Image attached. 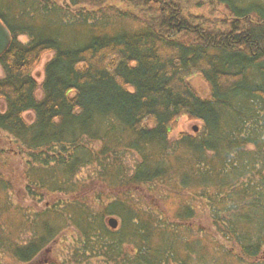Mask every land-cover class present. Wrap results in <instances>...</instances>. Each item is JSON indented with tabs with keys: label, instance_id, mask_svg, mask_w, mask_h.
<instances>
[{
	"label": "trees",
	"instance_id": "16d2710c",
	"mask_svg": "<svg viewBox=\"0 0 264 264\" xmlns=\"http://www.w3.org/2000/svg\"><path fill=\"white\" fill-rule=\"evenodd\" d=\"M219 2L218 25L185 0H0L13 38L0 129L22 152L26 193L51 197L32 214L0 200V250L31 262L74 228L72 264H264V1ZM184 117L202 127L173 141ZM98 162L119 194L90 202L74 178ZM12 188L0 171V194ZM201 209L214 229L196 223Z\"/></svg>",
	"mask_w": 264,
	"mask_h": 264
},
{
	"label": "rangeland",
	"instance_id": "374dc122",
	"mask_svg": "<svg viewBox=\"0 0 264 264\" xmlns=\"http://www.w3.org/2000/svg\"><path fill=\"white\" fill-rule=\"evenodd\" d=\"M238 1L247 3L244 0H238ZM253 1L254 0H252V2ZM215 3L216 2L212 3V5L209 4L204 7L203 5L200 7L192 6L189 12L190 13L192 12L193 15L199 14L209 17L219 25L222 22L228 20L229 13L224 5L219 4L220 2L217 4ZM50 56H52V54L46 55L43 58L38 69L35 71V76L38 82H41L44 78V66ZM3 75H4V71L0 65V76ZM192 83L195 86V88L198 89L201 95L205 97L210 96L211 89L205 80L198 77V78H194ZM0 106L4 108L5 104L0 102ZM27 117L31 119L33 118L32 114H27ZM196 127L198 128V130H195ZM201 127H202L201 122L191 121L188 120L186 117H184L180 120V125L176 133L172 137H175L176 139V137L182 131L197 133L198 131H200ZM12 138L13 137H11L7 132L0 129V150H1L0 159L2 162L0 163V171H2L3 176L6 179L10 180L13 185L12 189L4 190L3 193L0 194V200L2 203L5 202L6 204H8L12 211H14V208L20 209L21 207V210L25 209L26 211L29 212V214H32L33 211L35 212L41 211L43 209V206L49 201H51L50 199L51 197H47L46 199L43 200L40 199L37 200L36 198H32L26 193L24 189L25 179L23 174V168H24L23 155L22 152L20 151V148L15 144L16 142ZM91 144L93 145V147L97 149H100L102 147L101 142L93 141L91 142ZM133 154L138 158V155L135 153H127L124 155L125 161L124 160L123 161L125 163H127V159L129 161V163L127 164L124 163L126 165L127 170H128V164L132 166V164L136 161L135 156ZM107 159L112 161L114 157ZM100 166L102 165L99 162L95 163L94 165H89L87 167L84 166V168L80 171L78 178L77 177L74 178L75 181H78L79 183L82 182L84 186H86L85 191L82 193V195L85 196V198L90 202L104 200V199L106 200L110 198L113 193L119 194L118 190L116 189L112 190L107 185H105L104 181L102 183L99 181L100 175L103 178L104 175L109 174V172H106ZM142 192L143 194L146 193L144 191ZM138 193H141V191H139ZM149 195L154 197L153 200H149L151 201L150 203H153L154 205L161 207V204L157 201L158 199L155 200L154 194H149ZM61 196L63 199L64 196L63 195ZM71 197H73L74 200L80 198L78 196H71V195H69V197L65 196L64 198L71 199ZM155 201L159 204H155ZM173 201L177 204L181 202L177 197L170 199L167 202L170 208L174 206L172 204ZM98 206L99 204H97V207ZM198 206L200 207L201 205ZM200 208H203V205ZM202 210L203 209L200 210L201 212L199 213L196 219V223L200 224L202 227H205L207 229H211V230L214 229L212 222L209 220L205 211ZM119 224L120 222H118V226ZM3 226L5 227L6 233L8 231L16 233L15 225L12 224L13 228H11L7 226L5 223H3ZM74 231H75L74 228H67L66 230H64L62 233L59 234V236H57L53 241H51L50 244L44 247L40 251V253L36 256V258L31 262H19L12 255V252L8 250H0V264H72V262L68 259H70V256L75 247ZM28 236L31 237V234L29 232L27 234H24V237H28ZM22 240L23 239L17 240L15 244H23L24 242H22ZM262 256L264 258V253ZM90 264H102V263H99L98 261L97 262L94 261L93 263Z\"/></svg>",
	"mask_w": 264,
	"mask_h": 264
},
{
	"label": "water",
	"instance_id": "95a60500",
	"mask_svg": "<svg viewBox=\"0 0 264 264\" xmlns=\"http://www.w3.org/2000/svg\"><path fill=\"white\" fill-rule=\"evenodd\" d=\"M12 35L8 27L0 19V57L8 50L12 43ZM195 130H198L196 127ZM110 226L114 229L118 227V220L115 217L109 219Z\"/></svg>",
	"mask_w": 264,
	"mask_h": 264
},
{
	"label": "bare ground",
	"instance_id": "6f19581e",
	"mask_svg": "<svg viewBox=\"0 0 264 264\" xmlns=\"http://www.w3.org/2000/svg\"><path fill=\"white\" fill-rule=\"evenodd\" d=\"M219 1L220 0H201V2H199L200 3V5L202 6L203 5V7L204 6H206V5H209V4H211L212 5V3H214V2H216L215 4H217V3H219ZM238 1V0H237ZM245 2H247V4H251V3H254V1L252 2V0H251V2H250V0H244ZM249 1V2H248ZM260 2H263L262 0H259ZM158 2H162V0H158ZM184 2V1H183ZM190 3V4H188V5H193V3L191 2V0H185V3ZM240 2V1H239ZM220 4V3H219ZM221 4H223V3H221ZM246 4V5H247ZM183 5H184V3H183ZM224 5V4H223ZM184 7H185V5H184ZM179 125H180V122L178 123H175L174 125H173V128H174V130H173V132H172V134H171V139L173 140V141H175V137H172L175 133H176V131H177V129H178V127H179ZM182 132H184V131H182ZM185 132H187V131H185ZM181 133V132H180ZM176 139H177V137H176Z\"/></svg>",
	"mask_w": 264,
	"mask_h": 264
}]
</instances>
